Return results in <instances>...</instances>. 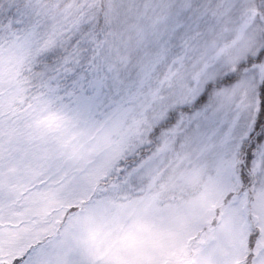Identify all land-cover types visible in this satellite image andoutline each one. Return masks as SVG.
I'll use <instances>...</instances> for the list:
<instances>
[{
    "label": "snow or ice",
    "instance_id": "6c2138e0",
    "mask_svg": "<svg viewBox=\"0 0 264 264\" xmlns=\"http://www.w3.org/2000/svg\"><path fill=\"white\" fill-rule=\"evenodd\" d=\"M0 264H264V0H0Z\"/></svg>",
    "mask_w": 264,
    "mask_h": 264
}]
</instances>
